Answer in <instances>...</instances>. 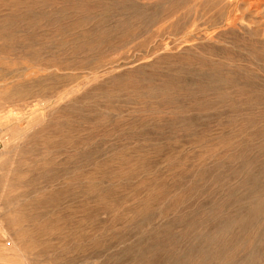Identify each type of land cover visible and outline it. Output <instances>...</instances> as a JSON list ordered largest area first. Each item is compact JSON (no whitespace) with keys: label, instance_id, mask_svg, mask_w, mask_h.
Listing matches in <instances>:
<instances>
[{"label":"rangeland","instance_id":"374dc122","mask_svg":"<svg viewBox=\"0 0 264 264\" xmlns=\"http://www.w3.org/2000/svg\"><path fill=\"white\" fill-rule=\"evenodd\" d=\"M0 141V264H264V0H0Z\"/></svg>","mask_w":264,"mask_h":264},{"label":"built area","instance_id":"2783aa9c","mask_svg":"<svg viewBox=\"0 0 264 264\" xmlns=\"http://www.w3.org/2000/svg\"><path fill=\"white\" fill-rule=\"evenodd\" d=\"M1 148H2V143H1V141H0V150H1Z\"/></svg>","mask_w":264,"mask_h":264},{"label":"bare ground","instance_id":"6f19581e","mask_svg":"<svg viewBox=\"0 0 264 264\" xmlns=\"http://www.w3.org/2000/svg\"><path fill=\"white\" fill-rule=\"evenodd\" d=\"M246 1V0H245ZM257 1V0H256ZM250 2V1H249Z\"/></svg>","mask_w":264,"mask_h":264}]
</instances>
